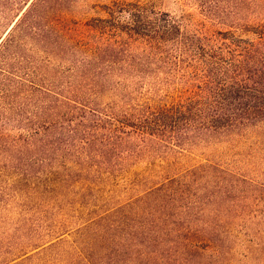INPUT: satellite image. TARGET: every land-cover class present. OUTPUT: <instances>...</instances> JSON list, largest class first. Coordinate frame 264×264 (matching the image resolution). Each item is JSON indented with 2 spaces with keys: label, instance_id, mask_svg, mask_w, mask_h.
<instances>
[{
  "label": "trees",
  "instance_id": "1",
  "mask_svg": "<svg viewBox=\"0 0 264 264\" xmlns=\"http://www.w3.org/2000/svg\"><path fill=\"white\" fill-rule=\"evenodd\" d=\"M14 1L23 5L0 40V100L9 105L0 122L13 111L26 134L14 150L50 167L30 195L68 200L59 191L74 182L101 189L145 164L134 189L180 156L218 146L238 160L251 150L245 166L214 158L120 207L90 206L79 228L85 246L75 245L70 263L211 264L208 250L234 249L248 192L264 214V0H248L245 12L243 0H199L200 15L116 2L109 18L91 19L74 18L72 0ZM29 235L32 249L0 264L52 241Z\"/></svg>",
  "mask_w": 264,
  "mask_h": 264
},
{
  "label": "rangeland",
  "instance_id": "2",
  "mask_svg": "<svg viewBox=\"0 0 264 264\" xmlns=\"http://www.w3.org/2000/svg\"><path fill=\"white\" fill-rule=\"evenodd\" d=\"M71 9L74 11L72 16L77 19H91V18H109L110 9L114 8L116 2L129 3L138 0H72ZM143 3L152 5L156 10L167 11L172 14H179L182 9H187L196 12L197 15L200 11L199 0H139ZM232 4L237 0H230ZM248 0L245 2V12L248 5ZM23 2L14 0H0V40L5 36L9 30L10 23L16 15V8L21 7ZM108 6V7H107ZM224 5L216 9V12L225 10ZM107 8V9H106ZM230 8V7H227ZM107 10V11H106ZM219 28L227 30L223 26ZM238 33L244 35L245 32L238 30ZM247 33V32H246ZM113 100L112 96L105 95L100 98L101 104H110ZM9 106L5 105L4 107ZM0 100V110L3 108ZM7 116L10 118L5 122H0V262L2 260L14 259L20 256L21 253L32 249V244L26 243L29 237L33 234L43 235L36 243L41 244L45 241L51 240L40 248L13 260L10 264H71L72 254L75 250V245L84 248V244L80 243L81 236L84 230L79 231L82 223L88 216V209L93 206V209L102 211L108 208H117L125 205L137 196L143 195L151 182L162 181L164 178H172L184 174L189 168L196 166L200 163L207 162L208 160H217L219 157L223 164L245 166L244 162L249 160L251 150H242L241 156L235 160L234 153L230 151V147H224L221 151L218 146L214 149L199 150L192 154H186L176 158L170 166H164L165 169L158 170L154 175H145L149 179L145 185L138 186L133 189L129 181L137 177L134 171L143 173L145 164H138L132 167L128 174L117 179L106 181L105 187L95 189L93 191H80V183L74 182L73 188L62 189L60 194H67L66 197L61 199L50 200L37 194H31L29 188L37 182L39 173L42 169L50 167L42 166V169L37 165L32 166V159L29 154L25 155L17 153L12 145L13 139L16 135L26 137L24 130L17 129L14 125L13 111H7ZM23 144V143H21ZM25 145V144H24ZM23 146V145H22ZM245 146H249L248 144ZM238 151V149H237ZM244 151V152H243ZM23 156L22 160L18 158ZM260 158L262 156L257 155ZM21 160V161H19ZM239 160H241L239 162ZM252 161H255L251 158ZM37 168L40 170L37 173ZM57 172L61 171L55 168ZM158 174V176H157ZM41 176V175H40ZM134 176V177H133ZM128 179V180H127ZM28 189V190H27ZM42 190V189H41ZM242 193V192H241ZM251 191L248 192L246 209V218H237L235 224L238 227H243L240 237L241 242L238 240L234 249L227 253H211L206 257L211 264H264V214L263 207L260 201H257L254 196H251ZM243 194V193H242ZM206 193H202L205 197ZM242 196V195H241ZM228 199V198H226ZM45 202V203H43ZM94 203L97 204L94 206ZM208 208H213L208 205ZM207 217L211 218L210 212L207 210ZM57 233L52 230H56ZM64 233V234H62ZM59 234H62L58 237ZM248 235V236H247ZM58 237V238H56ZM256 238V241L251 239ZM25 242V243H23ZM54 243L49 246V244ZM260 243V244H259ZM46 246V247H45ZM45 247V248H43ZM77 248V247H76ZM29 257V260L26 258ZM25 258V259H24ZM23 260V262H22Z\"/></svg>",
  "mask_w": 264,
  "mask_h": 264
}]
</instances>
